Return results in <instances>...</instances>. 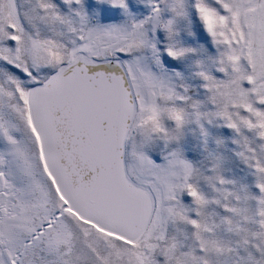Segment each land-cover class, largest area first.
Returning <instances> with one entry per match:
<instances>
[{"label":"snow or ice","instance_id":"6c2138e0","mask_svg":"<svg viewBox=\"0 0 264 264\" xmlns=\"http://www.w3.org/2000/svg\"><path fill=\"white\" fill-rule=\"evenodd\" d=\"M0 264H264V0H0Z\"/></svg>","mask_w":264,"mask_h":264}]
</instances>
